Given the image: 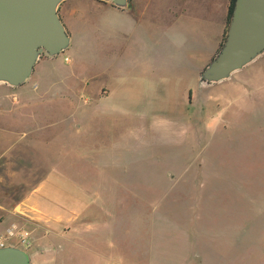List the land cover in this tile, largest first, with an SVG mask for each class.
Instances as JSON below:
<instances>
[{
	"label": "rangeland",
	"instance_id": "rangeland-1",
	"mask_svg": "<svg viewBox=\"0 0 264 264\" xmlns=\"http://www.w3.org/2000/svg\"><path fill=\"white\" fill-rule=\"evenodd\" d=\"M60 17L81 44L37 63L21 88L37 96L5 120L2 184L29 190L51 166L120 175L118 227L72 246L74 264H264V63L212 86L196 79L187 104L175 75L137 65L182 54L190 37L167 34L163 17L109 5Z\"/></svg>",
	"mask_w": 264,
	"mask_h": 264
},
{
	"label": "crops",
	"instance_id": "crops-1",
	"mask_svg": "<svg viewBox=\"0 0 264 264\" xmlns=\"http://www.w3.org/2000/svg\"><path fill=\"white\" fill-rule=\"evenodd\" d=\"M129 1L130 9L119 11L131 12L132 15L139 16V13L144 10L147 19L163 17L167 21L165 24L167 34L173 37L175 35L190 37L186 39L184 47L181 45L177 47L182 48L180 52L182 54L178 59L153 63L147 57L145 62L137 63L141 69H154L157 66L167 75H175L180 96L183 98L187 96V104H190L194 82L219 48L230 0ZM80 5L92 10L93 8L103 9L105 5L111 6L110 3L97 0H66L58 8L59 15L68 18L76 13ZM160 10L164 14H159ZM184 19L204 22L205 27L200 30H187L185 24L181 22ZM182 24H184L183 27ZM74 34L75 36L70 35L72 49L78 48L81 44V38ZM202 36L207 38L203 39ZM54 59L42 57L38 63H52ZM69 62L70 59L67 63ZM253 63H264V55ZM34 72H36L35 69ZM23 86L9 88L0 85V160L5 158L4 154L11 149L12 134L5 125V120L24 117L26 112L21 107L26 101L24 96H37L29 93L28 89H21ZM36 99L40 98L36 97ZM20 139L26 140V135ZM5 143L7 145L4 148ZM6 159L11 163L9 157ZM119 177L117 173H98L82 180L59 166H51L44 173L31 175L30 179L37 182L27 190L23 186L14 188L13 182L6 187L2 184L1 181L4 179L0 176V184L3 186L0 187V237L5 235L6 229L12 227L26 229L33 239L28 249L31 264H74L76 256L69 253L72 246L83 243L94 244L97 241L98 232L103 234L105 229L118 227V220L122 216V205L118 200V194H121V191L118 192ZM27 178L25 169L22 172H14L11 177L13 180ZM64 232L67 233L64 234ZM7 241L10 242L6 243ZM6 242L5 244L16 245L15 238H7Z\"/></svg>",
	"mask_w": 264,
	"mask_h": 264
},
{
	"label": "water",
	"instance_id": "water-1",
	"mask_svg": "<svg viewBox=\"0 0 264 264\" xmlns=\"http://www.w3.org/2000/svg\"><path fill=\"white\" fill-rule=\"evenodd\" d=\"M66 0H0V85L19 88L30 81L42 57L56 58L71 44L58 12ZM118 10L129 0H97ZM264 55V0H235L224 41L199 73L198 86H212ZM0 264H31L28 249L0 245Z\"/></svg>",
	"mask_w": 264,
	"mask_h": 264
},
{
	"label": "built area",
	"instance_id": "built-area-1",
	"mask_svg": "<svg viewBox=\"0 0 264 264\" xmlns=\"http://www.w3.org/2000/svg\"><path fill=\"white\" fill-rule=\"evenodd\" d=\"M64 61L68 62V57H64ZM7 238H15L16 245H19L26 249H29L33 242L32 235L30 234V232L26 229L18 227L6 229L5 235L3 237H0V245H4Z\"/></svg>",
	"mask_w": 264,
	"mask_h": 264
},
{
	"label": "trees",
	"instance_id": "trees-1",
	"mask_svg": "<svg viewBox=\"0 0 264 264\" xmlns=\"http://www.w3.org/2000/svg\"><path fill=\"white\" fill-rule=\"evenodd\" d=\"M234 2H235V0H230L229 5H228V10H227V15H226V25H225V30H226V27H227V25H228V21H229L230 15H231V13H232V9H233V6H234ZM225 30H224V33H223V35H222V39H221V42H220V44H219V48L221 47V45H222V43H223V41H224ZM219 48H218V50H219ZM218 50H217V51H218Z\"/></svg>",
	"mask_w": 264,
	"mask_h": 264
}]
</instances>
